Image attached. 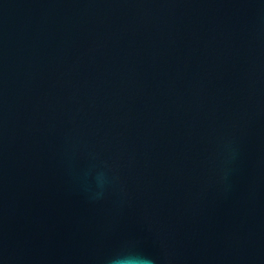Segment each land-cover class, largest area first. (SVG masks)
Listing matches in <instances>:
<instances>
[{"label":"water","instance_id":"water-1","mask_svg":"<svg viewBox=\"0 0 264 264\" xmlns=\"http://www.w3.org/2000/svg\"><path fill=\"white\" fill-rule=\"evenodd\" d=\"M264 264V0H0V264Z\"/></svg>","mask_w":264,"mask_h":264},{"label":"clouds","instance_id":"clouds-1","mask_svg":"<svg viewBox=\"0 0 264 264\" xmlns=\"http://www.w3.org/2000/svg\"><path fill=\"white\" fill-rule=\"evenodd\" d=\"M141 261V264H143L144 261H146L147 258H138ZM148 264H151V262L149 261Z\"/></svg>","mask_w":264,"mask_h":264}]
</instances>
